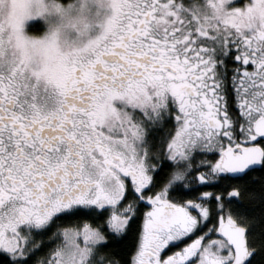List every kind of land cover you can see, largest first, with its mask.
I'll return each mask as SVG.
<instances>
[{
  "label": "snow or ice",
  "instance_id": "1",
  "mask_svg": "<svg viewBox=\"0 0 264 264\" xmlns=\"http://www.w3.org/2000/svg\"><path fill=\"white\" fill-rule=\"evenodd\" d=\"M0 264H264V0H0Z\"/></svg>",
  "mask_w": 264,
  "mask_h": 264
}]
</instances>
